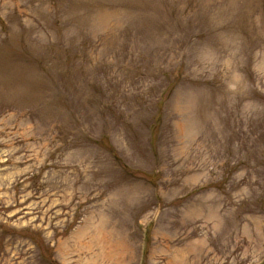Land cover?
Returning a JSON list of instances; mask_svg holds the SVG:
<instances>
[{"label":"rangeland","instance_id":"374dc122","mask_svg":"<svg viewBox=\"0 0 264 264\" xmlns=\"http://www.w3.org/2000/svg\"><path fill=\"white\" fill-rule=\"evenodd\" d=\"M0 264H264V0H0Z\"/></svg>","mask_w":264,"mask_h":264}]
</instances>
